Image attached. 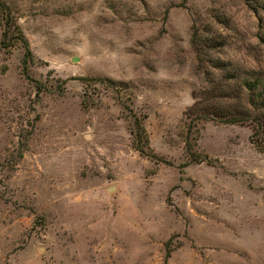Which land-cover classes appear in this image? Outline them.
Here are the masks:
<instances>
[{
  "label": "rangeland",
  "instance_id": "1",
  "mask_svg": "<svg viewBox=\"0 0 264 264\" xmlns=\"http://www.w3.org/2000/svg\"><path fill=\"white\" fill-rule=\"evenodd\" d=\"M1 1L0 264H264V0Z\"/></svg>",
  "mask_w": 264,
  "mask_h": 264
},
{
  "label": "trees",
  "instance_id": "2",
  "mask_svg": "<svg viewBox=\"0 0 264 264\" xmlns=\"http://www.w3.org/2000/svg\"><path fill=\"white\" fill-rule=\"evenodd\" d=\"M264 6V5H262ZM264 8V7H261ZM0 19L3 21V31H2V39L0 42L1 48H7L10 44L5 40L9 36L10 32H16L17 37L15 40H21L24 44V48L26 50V56L31 55L28 47L27 40L20 32L17 24L13 21L9 8L0 0ZM15 36V35H14ZM264 43V38L261 39ZM7 46V47H6ZM235 75L224 77L225 80L233 79ZM226 84V83H224ZM216 92L220 96H222V92L226 90L223 85L215 86ZM238 91L236 93V97H240L241 93L244 91L248 96L247 104L250 109L240 107L237 105L235 109L225 110L222 107L217 108V111L210 112L218 116V120L222 121L225 124H253V133L250 136V142L255 147V149L264 154V84L259 82L258 80L251 81V80H244L238 86ZM136 130H133V135L135 137V149L138 153L146 158L153 159L158 162L165 163L156 157L148 154L143 147L141 146V139H142V129L141 125L135 121L134 124ZM134 128V129H135ZM144 131V130H143ZM145 134V133H144ZM147 142V140H146ZM145 143V141H144Z\"/></svg>",
  "mask_w": 264,
  "mask_h": 264
}]
</instances>
